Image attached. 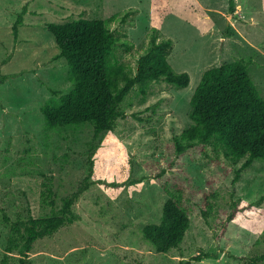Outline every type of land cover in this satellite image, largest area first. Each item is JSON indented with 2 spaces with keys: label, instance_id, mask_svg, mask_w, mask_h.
<instances>
[{
  "label": "rangeland",
  "instance_id": "obj_1",
  "mask_svg": "<svg viewBox=\"0 0 264 264\" xmlns=\"http://www.w3.org/2000/svg\"><path fill=\"white\" fill-rule=\"evenodd\" d=\"M0 0V212L40 216L43 181L53 182L57 202L91 184L74 204L79 218L38 239L33 264H264V160L234 182V164L212 145L179 154L174 136L191 123L190 98L204 71L245 58L264 95V0ZM27 11L17 35L18 14ZM122 40L118 57L135 70L153 34L174 40L169 60L188 71L189 85L154 81L146 94L135 87L123 103L115 130L94 138L91 124L47 128L42 105L69 92L74 82L46 27L77 17L109 18ZM204 149V150H203ZM92 168V171H91ZM182 185L192 211L179 247L160 252L145 238L146 223L159 222L165 187ZM216 194V195H214ZM213 202L210 222L202 214ZM238 201L236 216L222 224ZM8 228L0 223V264ZM8 264H19L14 257Z\"/></svg>",
  "mask_w": 264,
  "mask_h": 264
},
{
  "label": "trees",
  "instance_id": "obj_2",
  "mask_svg": "<svg viewBox=\"0 0 264 264\" xmlns=\"http://www.w3.org/2000/svg\"><path fill=\"white\" fill-rule=\"evenodd\" d=\"M229 5L234 10L236 0H230ZM26 11L24 5L13 24L16 35ZM116 17V14L109 18L81 16L46 23L57 47L54 58L67 62L70 79L74 82L69 92L55 94L42 105L47 128L91 124L93 137L98 138L115 130L119 118L126 116L123 103L135 87L146 94L154 81L165 80L180 88L189 85L190 73L175 70L169 60L174 43L172 37L158 39L153 34L149 45L138 57L135 70L130 63L122 61L117 54L122 38L110 25ZM190 105L191 123L174 136L179 154L200 144L212 145L234 164L242 161L235 169L234 182L256 160H264V95L251 74L248 60H228L206 69L192 93ZM90 184L88 176L76 191L63 196L59 204L53 182L47 179L43 181L42 202L50 206V213L35 216L27 208L26 213L18 211L13 217L2 210L0 223L9 233L1 264H8L14 257L19 264H33L30 253L35 242L79 218L74 204ZM165 191L168 197L161 220L146 223L142 228L145 238L160 252L179 247L192 220L183 186L165 187ZM263 200L264 194L256 203ZM238 204V201L232 203V211L223 222L221 233L236 216ZM213 207L207 196L202 207L207 222H210ZM205 254L210 256L200 253L192 259H182L178 264H195L194 260H201ZM256 260H264V253Z\"/></svg>",
  "mask_w": 264,
  "mask_h": 264
}]
</instances>
